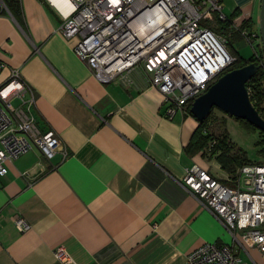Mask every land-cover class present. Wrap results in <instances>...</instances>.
I'll use <instances>...</instances> for the list:
<instances>
[{
	"label": "crops",
	"instance_id": "crops-1",
	"mask_svg": "<svg viewBox=\"0 0 264 264\" xmlns=\"http://www.w3.org/2000/svg\"><path fill=\"white\" fill-rule=\"evenodd\" d=\"M220 1L225 15L244 14L258 26L260 0ZM0 7V84L18 69L34 92L37 127L54 130L67 151L46 158L32 146L3 161L0 264H184L204 242L232 243L182 184L194 165L231 184L208 149L184 150L197 120L179 111L164 117L163 97L141 67L129 83L97 81L74 39L57 31L63 17L48 0H19L17 18L1 0ZM20 218L25 231L16 227ZM60 246L69 261L56 257ZM239 254L264 264L254 248Z\"/></svg>",
	"mask_w": 264,
	"mask_h": 264
},
{
	"label": "built area",
	"instance_id": "built-area-1",
	"mask_svg": "<svg viewBox=\"0 0 264 264\" xmlns=\"http://www.w3.org/2000/svg\"><path fill=\"white\" fill-rule=\"evenodd\" d=\"M48 1L63 17L57 31L76 39L74 53L97 81L129 83V72L141 67L150 86L161 93L168 119L184 113L235 60L225 38L210 26L213 16L227 19L220 0H69L66 13ZM245 19L244 14L235 15L234 29ZM240 33L248 42L259 39V33L247 28ZM3 67L0 61V70ZM34 102L31 87L18 69L10 68L0 84V175L6 173L4 160L13 161L32 146L46 158L58 150L67 155L54 130L41 132L37 127ZM229 181L197 165L185 170L182 184L220 220L233 242H204L187 254L184 264H247L239 247L254 248L264 256V162L242 165ZM15 224L19 231L29 228L21 218ZM55 255L70 260L62 246Z\"/></svg>",
	"mask_w": 264,
	"mask_h": 264
},
{
	"label": "trees",
	"instance_id": "trees-1",
	"mask_svg": "<svg viewBox=\"0 0 264 264\" xmlns=\"http://www.w3.org/2000/svg\"><path fill=\"white\" fill-rule=\"evenodd\" d=\"M4 4V6L17 18L19 16V0H1ZM0 10L3 11V8L0 7ZM235 13L232 16H227V19L224 21L221 20H215L217 22H225L229 26V36L234 38L235 40H238V36L240 33V30L243 28H247L249 32L259 33V27L258 26H251V21L248 19L243 20L240 27L238 29H234L232 26V18L236 15ZM209 25V23H208ZM219 33V32H217ZM260 39V38H259ZM229 42V41H228ZM260 54H263L261 42L259 43V50ZM230 52V51H229ZM234 55L236 56V59L233 61L230 69L240 67L244 64H247L249 62H255L254 53L250 55V57L246 59H242L240 56H238L237 52L233 49ZM230 54L234 56L231 52ZM262 57V56H261ZM235 58V57H234ZM263 59V58H262ZM257 63V62H255ZM260 63V62H259ZM246 88L249 92V97L254 105V107L258 110L260 115L264 118V107L262 106V103L264 102V66H261L254 76H252L247 82H246ZM215 109V108H213ZM212 109V110H213ZM211 110V112H212ZM187 113H190V104L186 108ZM210 112V114H211ZM210 114L202 121H198V125L196 129L194 130L192 137L190 141L187 143V145L184 147V150L187 153L195 154L197 152H200L202 150L208 149L211 156H215L216 161L219 163L220 167L225 170L230 179H233L236 175V171L238 168H240L242 165L246 163H252L250 161L245 152L240 148H236L235 145L230 141L229 135L226 130L222 131L220 135L217 137L212 136L210 137L206 133L205 123H207L208 118ZM192 115V114H191ZM240 124L248 131H259L257 128H255L253 125L249 124L243 119H237ZM261 131H259L260 133ZM263 133V132H262ZM261 134V133H260ZM264 140L261 139L258 144H263ZM260 153L264 154V150L261 149L259 151Z\"/></svg>",
	"mask_w": 264,
	"mask_h": 264
},
{
	"label": "water",
	"instance_id": "water-1",
	"mask_svg": "<svg viewBox=\"0 0 264 264\" xmlns=\"http://www.w3.org/2000/svg\"><path fill=\"white\" fill-rule=\"evenodd\" d=\"M259 37L262 61L249 62L221 74L204 93L193 100L190 113L196 120H204L216 108L236 119L245 120L264 133V118L252 104L246 88V82L264 66V0H260L259 6Z\"/></svg>",
	"mask_w": 264,
	"mask_h": 264
},
{
	"label": "rangeland",
	"instance_id": "rangeland-1",
	"mask_svg": "<svg viewBox=\"0 0 264 264\" xmlns=\"http://www.w3.org/2000/svg\"><path fill=\"white\" fill-rule=\"evenodd\" d=\"M225 14V13H224ZM215 20H218L216 16H213ZM201 24L205 25L204 17L201 19ZM216 32L222 34L226 40V46L228 50L234 55L233 49L237 52L238 56L242 59L250 57L254 53L255 62L262 61L263 54L261 55L259 50L260 39L252 42H248L245 37L239 34L238 40L229 36V26L225 22L213 21L210 25ZM259 27V22H258ZM77 37V36H76ZM78 38V37H77ZM260 38V37H259ZM76 39H74L75 42ZM229 41V42H228ZM262 56V57H261ZM235 59L236 56L234 55ZM264 107V102L262 103ZM206 133L212 137H217L224 130L227 131L230 141L236 148L240 147L246 154L247 158L252 162H264V154L260 153L261 149L264 150V143L258 144L261 139L264 140V133L259 131H248L240 122L224 113L219 109H213L207 123H205ZM215 171L220 173L218 168H214ZM227 230V229H226ZM228 231V230H227ZM229 232V231H228ZM231 235V234H230ZM250 260V259H249Z\"/></svg>",
	"mask_w": 264,
	"mask_h": 264
},
{
	"label": "bare ground",
	"instance_id": "bare-ground-1",
	"mask_svg": "<svg viewBox=\"0 0 264 264\" xmlns=\"http://www.w3.org/2000/svg\"><path fill=\"white\" fill-rule=\"evenodd\" d=\"M52 2L60 7L65 13L71 8V2L69 0H52Z\"/></svg>",
	"mask_w": 264,
	"mask_h": 264
}]
</instances>
